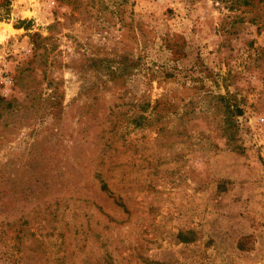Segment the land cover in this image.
Wrapping results in <instances>:
<instances>
[{"label": "rangeland", "instance_id": "rangeland-1", "mask_svg": "<svg viewBox=\"0 0 264 264\" xmlns=\"http://www.w3.org/2000/svg\"><path fill=\"white\" fill-rule=\"evenodd\" d=\"M0 264H264V0H0Z\"/></svg>", "mask_w": 264, "mask_h": 264}, {"label": "bare ground", "instance_id": "bare-ground-1", "mask_svg": "<svg viewBox=\"0 0 264 264\" xmlns=\"http://www.w3.org/2000/svg\"><path fill=\"white\" fill-rule=\"evenodd\" d=\"M6 25H4V27H5ZM2 27V26H1Z\"/></svg>", "mask_w": 264, "mask_h": 264}]
</instances>
